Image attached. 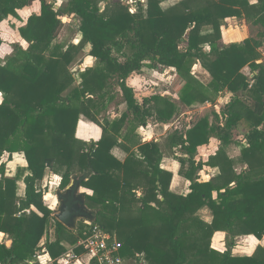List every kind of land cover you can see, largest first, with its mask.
Masks as SVG:
<instances>
[{"label":"trees","instance_id":"obj_1","mask_svg":"<svg viewBox=\"0 0 264 264\" xmlns=\"http://www.w3.org/2000/svg\"><path fill=\"white\" fill-rule=\"evenodd\" d=\"M32 1L0 0V23ZM202 1L194 9L183 1L163 8V0H148L147 5L137 0L136 13H131L123 0H111L103 11L101 0H67L57 9L55 2L41 0L40 11L19 28L29 46L16 44L5 64L0 62V232L13 241L11 247L0 242V264H29L53 224L55 239L48 237L45 243L53 258L67 250L64 241L75 244L98 226L116 237L122 255L136 258V264H144L143 259L147 264H264V247L245 257L210 247L219 230L233 237L264 236V64L260 62L264 0ZM71 15L80 18V43L53 49L63 28L61 17ZM232 17L253 24L256 33L241 42L222 43V27ZM88 44L97 65L86 68L80 84L66 93L75 82L68 65ZM197 63L211 75L207 84L191 75ZM144 67L175 68L172 87L188 106L211 102L223 92L232 94L222 112L214 114L221 124H210L206 116L186 133L175 131L169 136V145L188 156L179 157L180 174L191 182L187 195L170 191L173 174L160 167L157 142L141 144V157L131 153L121 167L100 154H109L118 144L130 116L126 136L149 118L168 122L178 113L166 96L138 102L127 80ZM245 67L250 75L244 73ZM113 81L123 92L128 112L101 123L95 114L112 92ZM246 93L252 95L251 104L243 100ZM81 114L102 124L103 136L97 143L89 145L76 137ZM240 122L248 127L242 154L250 158L251 168L261 171L243 173L233 183L222 179L232 167L224 146L232 142V130ZM212 137L219 138L223 147L209 164L219 166L221 174L199 181L203 163L196 161L198 148ZM5 152L22 153L27 160L14 177L6 176V164L1 163ZM90 169L94 173L82 187L88 207L97 210L96 221L74 233L52 216L41 186L48 171L61 176L60 188L65 189L75 173ZM20 181L26 185L23 197H19ZM204 205L214 212L211 224L196 215ZM64 232H70L67 239Z\"/></svg>","mask_w":264,"mask_h":264},{"label":"crops","instance_id":"obj_2","mask_svg":"<svg viewBox=\"0 0 264 264\" xmlns=\"http://www.w3.org/2000/svg\"><path fill=\"white\" fill-rule=\"evenodd\" d=\"M31 5L32 3L29 6L20 9L18 12L20 13L24 10L30 9ZM40 9L41 6L38 10L33 11L31 14L39 12ZM63 18L66 21L68 19V16L61 17L62 21ZM228 22L229 23H227L226 28H224L225 26L222 27L223 29H222L221 41L224 44L241 42L244 39L251 36L250 34L251 27L254 26L252 24H248L244 19L232 17V18H228ZM65 27L66 24H64L63 21V28L61 32L65 29ZM237 31L241 36L239 40H235L237 38V35L232 36L233 33H236ZM60 34L58 37H60ZM80 38H82V36L77 37L75 39L74 44L76 45L79 44ZM23 40L27 42L25 39ZM72 42H73L72 40L68 41L67 43L68 45L66 46V48ZM28 46L29 44L27 45V47ZM90 50H91V45L88 49V53H90ZM260 53L262 55L260 62L264 64V45L260 48ZM96 63H97L96 58H94L91 55H85L81 59L75 58V60L72 62L70 70L73 76L74 75L77 76L79 75V72H83L86 68L96 66ZM158 68L144 67L140 72L132 74L128 78L127 84L133 88L136 99L138 100L139 103H143L144 98H149L155 95L166 96L169 97L177 105L179 110L178 113L168 122H161L155 119L154 117L149 118L148 123L146 125L136 127L134 131L132 130L130 134L126 136L128 130H131L130 129L131 125L129 122L130 119H132V116H130V118L126 121L125 126H123L122 128L121 134L118 139L119 140L118 144L113 147V149L110 151L109 154L106 152H101L100 154L109 163L121 167L131 153H136L137 157H141V153L139 151V146L141 144L153 142V141L157 142L161 146L160 167L173 174V178L170 184V191L177 195H187L191 191L190 189L191 182L180 174L181 163L179 161V157H188V156L181 150L180 147H171L169 145L168 142L169 136L175 131L176 132L178 131L179 133H186V131L191 129L199 119L206 116L209 117L210 124L219 125L221 123H218V121L215 119L214 114L215 112L221 113L222 111L210 110L215 106V104L218 101H215V103L209 101H207L204 104L196 103L191 106L184 104L181 101L178 92H176L172 87L173 80L177 75L176 69L173 67H162L166 69L167 72H169V77L163 78L161 77L162 74L157 72ZM80 69L81 71H79ZM196 69L198 70L197 72L199 74V76L198 74H196V76L198 78L200 77L204 84H207L211 80L210 73L205 68H203L200 63L196 64ZM247 69L248 67L244 68V70ZM161 80H169L170 82L169 90L165 91L161 87L150 88V83H153L154 85L158 86V81ZM80 82H81V77L77 85H74V87L78 86ZM72 86L70 88H72ZM111 91L112 92L110 93V95L107 96L104 100H102V105L99 107L100 109H98L97 114H95L97 118H99L101 123H103L105 119H109L111 121L115 119H119L124 113L128 112V107L125 101H123L122 99L123 92L119 87V85L115 84V86ZM170 91H173V94L168 93ZM66 93L68 92L66 91ZM225 93L227 94L228 92H223L221 94L225 95ZM174 94L179 96L178 97L179 101L175 98ZM229 95L231 100L232 94L229 93ZM2 101H3V95L2 92L0 91V103ZM198 110H200L201 112L199 115L200 117H198L196 121H191L187 116L191 112ZM205 110H209V112L205 113L204 112ZM184 119L187 121H184ZM247 134H248L247 125L243 122H240L238 126H236L232 130V142L224 146V150L227 155L226 157L229 161L232 162V167L228 169L224 174H222V179L224 181H233L234 183L236 177L243 173L255 175L261 171L257 167L256 168L254 167V169L251 168L250 158H245L242 154L243 146L246 145ZM102 136H103L102 124L92 121L84 114H81L79 116V121L76 130V137L79 140L83 142H87L89 145H91L92 143H97L102 138ZM222 147L223 145L221 143V140L217 137H212L208 144H205L198 148L196 161L203 163V167L198 172L199 181H209L212 177L221 174L220 167L217 165L209 164V160L210 158H213L215 154L218 152V150ZM8 177H14V175L13 174L8 175ZM22 183L24 185V191H23L24 193L26 185L24 182ZM139 194H141L140 191ZM214 195L216 196L217 192H214ZM46 197L50 198L51 194H47ZM32 209H34V207ZM196 215L207 224H211L214 220V212L207 205L202 206L197 211ZM233 219H236V221H238L237 216L233 217ZM0 242L4 243L7 247H11L13 243L12 239H10L4 232H0ZM45 243L46 241L42 239L41 243H39V246L43 245L42 249L47 251L45 248ZM230 243H233L231 247H229ZM210 247L212 250L216 252L230 251L234 257L252 256L257 252L259 247H264V236L261 239L250 234L238 235L236 237H233L227 231L219 230L213 234L210 240ZM29 264H32V258L29 260Z\"/></svg>","mask_w":264,"mask_h":264},{"label":"rangeland","instance_id":"obj_3","mask_svg":"<svg viewBox=\"0 0 264 264\" xmlns=\"http://www.w3.org/2000/svg\"><path fill=\"white\" fill-rule=\"evenodd\" d=\"M46 1L55 2V4H56L55 6L57 9L63 2H66L67 0H46ZM110 1L111 0H101L100 7H101V3H105V5H106V3L110 2ZM123 1L125 3H127V1H131V0H123ZM181 1H183L184 3H187L190 7L194 8V9L199 8L204 4L202 0H163L162 7L163 8H169V7H171L177 3H181ZM136 2H137V0H136ZM136 2L134 0V3L130 5L132 7V9L136 8ZM144 4L147 5V0H146V2H144ZM105 5H104V8H105ZM40 6H41V0H33L30 9L24 10L20 13L18 12L17 16H9L8 18L4 19L0 23V62L1 63H5L8 59V57L13 53L14 48H15V44L22 45L24 48L27 47L28 43L23 40V38L20 34V31H19V27L24 25L27 22V18L29 17V15L33 11L38 10L40 8ZM104 8H103V10H104ZM63 21H64V24H66V27L61 32L60 37L55 39L54 42L52 43L53 49L61 46V47H63V50H66L71 44L75 43V39L77 37H81V34L79 32L80 18L78 16L71 15V16H68V19L66 21L63 18ZM227 23H229L228 19H227ZM226 25H224L225 26L224 28H226ZM256 31H257L256 26L251 27V33H250L251 36H253L256 33ZM234 35H237V38L235 40H239L241 37L238 31L236 33H233L232 36H234ZM70 40H72L73 42L66 48V46L68 45L67 43ZM80 41H81V38H80ZM74 45H76V44H74ZM89 47H90V44L86 45L82 50H80V52L78 53V55L75 58L81 59L85 55H90V53H88ZM184 47H185V44L182 45V48H184ZM61 51H62V49H61ZM71 65H72V62L68 65V70L70 71V73H71V70H70ZM96 65H97V63H96ZM93 67H95V66H93ZM79 71H81V69ZM197 71L198 70L196 69V64H194V66L192 68L191 75L194 76L195 78H197L200 82H202V79L200 77L198 78L196 76V74H198ZM243 71L247 75L251 74V70L249 67L247 70L243 69ZM157 72L161 73L162 74L161 77H163V78L169 77V72H167V70L162 68V67L158 68ZM81 73L82 72H79V75L73 76L75 82L73 83L72 88L74 87V85H77V83L79 82ZM198 76H199V74H198ZM169 83H170L169 80H161V81H158V86L154 85L153 83H150V88L161 87L162 89L167 91L170 89ZM113 84H114L113 86H115L116 82L113 81ZM72 88L67 90V92H69ZM168 93L173 94V91H170ZM122 97H123L122 98L123 101H125L124 95H122ZM178 97H179L178 95H175V98L177 100H178ZM243 100L245 101V103L251 104L253 101L252 95L250 93H246ZM215 101H218V102L210 110L211 111H222V109L225 107V105L230 101L229 92L227 94L225 93V95L220 94L216 97H212L211 102L215 103ZM204 112L208 113L209 110H205ZM200 113H201L200 110L193 111L187 117L191 121H196L198 119V117H200L199 116ZM184 121H187V120L184 119ZM243 135H245V134H243ZM1 163L6 164V175L7 176L12 175V174L15 176L17 174L19 168H21V167L23 168V167L27 166V160H26L25 156L19 152L13 153L12 155H10V153H8V152H5L1 158ZM60 178H61L60 175H57L52 171H48L44 180H43L42 186H41V189L43 190V194H44L45 204L53 211V213H52L53 217H55L54 213L58 207V199H57V195H56V193H57L56 190L60 189V187H58V185L61 181ZM19 187H20L19 188V197H23L24 196L23 195L24 194L23 193L24 185H23L22 181L19 182ZM81 191L84 192L86 190H85V188L82 187ZM47 194H51V197L47 198L46 197ZM88 223H89L88 221L79 220L78 225H77V229L74 231L73 230H68V231H73L75 233L79 229V226H83V228L85 230ZM55 235H56V229H55L54 224H53L52 226L48 227L47 232L45 233V235L43 236L42 239H44L45 241H47L48 237L55 239ZM69 235H70V232H64L62 234V237L67 239ZM42 239H41V241H42ZM41 241H40V243H41ZM64 244L67 248H69L71 245H73L69 241H64ZM126 259L128 260V262L130 264H136V258L133 260V258H127L126 257Z\"/></svg>","mask_w":264,"mask_h":264},{"label":"built area","instance_id":"obj_4","mask_svg":"<svg viewBox=\"0 0 264 264\" xmlns=\"http://www.w3.org/2000/svg\"><path fill=\"white\" fill-rule=\"evenodd\" d=\"M140 1L146 2V0ZM127 3L130 6L134 0ZM130 12L135 13L136 8L132 9L130 6ZM60 185L61 181L58 187ZM42 247L43 245L39 246L34 254L32 264H130L126 256L122 255V243L98 226L93 227L88 236L78 240L56 258L51 257ZM143 263L147 264L144 259Z\"/></svg>","mask_w":264,"mask_h":264},{"label":"water","instance_id":"obj_5","mask_svg":"<svg viewBox=\"0 0 264 264\" xmlns=\"http://www.w3.org/2000/svg\"><path fill=\"white\" fill-rule=\"evenodd\" d=\"M104 5L105 3H101V10H103ZM93 173V169L75 173L65 189L57 190L58 207L54 216L69 230H76L79 220L90 223L96 221L97 210L87 206L86 193L81 191L82 183L88 180Z\"/></svg>","mask_w":264,"mask_h":264},{"label":"clouds","instance_id":"obj_6","mask_svg":"<svg viewBox=\"0 0 264 264\" xmlns=\"http://www.w3.org/2000/svg\"><path fill=\"white\" fill-rule=\"evenodd\" d=\"M249 254H251V253H249Z\"/></svg>","mask_w":264,"mask_h":264}]
</instances>
